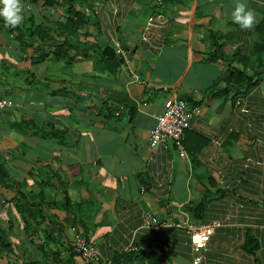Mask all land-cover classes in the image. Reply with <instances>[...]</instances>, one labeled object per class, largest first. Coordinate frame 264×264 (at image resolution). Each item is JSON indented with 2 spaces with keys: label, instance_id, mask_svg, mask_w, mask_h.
Instances as JSON below:
<instances>
[{
  "label": "crops",
  "instance_id": "0c3cea01",
  "mask_svg": "<svg viewBox=\"0 0 264 264\" xmlns=\"http://www.w3.org/2000/svg\"><path fill=\"white\" fill-rule=\"evenodd\" d=\"M62 1L21 0L14 28L0 18V99L11 104L0 109V231L10 245L0 264H83L69 248L77 218L102 257L132 248L141 254L134 264H191L181 231L139 227L144 213L192 222L186 210L205 196L204 222L192 223L220 226L201 264H264V64L250 55V30L231 21L236 0L166 1L154 9L169 19L157 48L141 40L149 0H82L75 8L89 22L74 30L64 27ZM242 2L257 25L264 0ZM211 31L227 35L216 61L208 60ZM227 67L254 76L246 92L225 85ZM236 99L245 113L232 107ZM173 100L200 109L183 134L187 159L169 141L148 146ZM20 194L39 205L38 226L15 211ZM246 237L253 254L242 250ZM160 250L165 260L147 261Z\"/></svg>",
  "mask_w": 264,
  "mask_h": 264
},
{
  "label": "built area",
  "instance_id": "2783aa9c",
  "mask_svg": "<svg viewBox=\"0 0 264 264\" xmlns=\"http://www.w3.org/2000/svg\"><path fill=\"white\" fill-rule=\"evenodd\" d=\"M166 1L172 0H149L146 5L148 10H152L146 18L141 35V40L151 48L161 46L164 42V36L169 26V19L162 13L154 11L159 9ZM95 16H99L98 10L93 11ZM164 31V32H163ZM111 48L123 60L126 59L127 51L121 48V44L115 38L110 37ZM240 99H236L232 105L233 108L239 109L245 113L243 107L239 108ZM11 104L5 99H0V109L9 107ZM200 115V109L196 106H189L184 100L171 101L164 111L156 118L154 127L148 132V146L155 149L165 141H169L178 157L187 159L186 153L182 147L183 134L190 127V122ZM141 190V189H140ZM220 226L219 222L211 221L207 224L196 225L189 221L187 216L180 222L159 221L149 213H144L141 218L140 229L159 231L167 229H177L181 231L186 239L188 254L191 264H201L203 252L214 229ZM70 250L77 256L83 264H109L108 257H102L96 249L89 246L86 238L76 229L71 230ZM133 251L132 248L127 252Z\"/></svg>",
  "mask_w": 264,
  "mask_h": 264
},
{
  "label": "trees",
  "instance_id": "16d2710c",
  "mask_svg": "<svg viewBox=\"0 0 264 264\" xmlns=\"http://www.w3.org/2000/svg\"><path fill=\"white\" fill-rule=\"evenodd\" d=\"M47 1H49L47 3ZM29 3L37 4L39 0H28ZM55 0H45L43 2V6L50 7L53 5ZM68 7L65 11L66 18L64 21V27H68L71 30L81 28L83 25H86L89 22V12L86 11V9L77 10L75 8V3L82 4V0H63ZM249 32V33H248ZM247 34L249 37H252L251 44L249 46V52L250 55L254 57V61L256 63V67H260L261 64H264V16L262 20L254 26L253 29L248 31ZM242 35H244L242 33ZM226 33L218 35L217 32H209L208 33V39L211 42V46L213 47V51L208 54V60L209 61H216L218 59L223 58L222 53V44H220V40L224 37H226ZM219 42V44H218ZM246 47V46H245ZM107 50V49H105ZM236 54H239L237 52ZM237 56V55H236ZM254 76L248 75L243 69H235L234 67H227V70L225 71V76H223L222 81L225 83L226 86H238V87H245V92L249 89L251 86V82ZM237 87V88H238ZM227 90L224 89L222 94H227ZM235 97V95L233 96ZM195 106V105H192ZM132 113V112H131ZM54 132L60 133L61 131L57 129H53ZM183 142V141H182ZM191 160L193 159V156L191 155ZM0 179L3 181L7 180V176L5 174V171L3 169L2 163L0 161ZM8 184V183H7ZM66 199V198H65ZM206 201V196L194 207H189L186 210L187 215L194 223H203L204 217H203V210L204 205ZM32 202L29 200H26L24 195L20 194L16 199L14 203L15 211L20 213L24 212L27 214L28 220L32 221L33 226H38L39 221L41 219L38 209V204H31ZM81 204L75 205L76 209H80ZM72 214L75 212L73 210H69ZM34 213V215H33ZM38 219V220H37ZM76 219V218H75ZM77 221L71 222L72 227L75 228L79 233H81L83 236L85 235L87 228L84 225V223L81 221V219L77 218ZM80 226V227H78ZM32 226L28 223L23 224V228H31ZM185 237V235H184ZM187 242V239L185 237L184 239ZM87 241V240H86ZM9 243L7 242L6 236L3 232L0 231V251L3 253H8L9 251ZM41 247H39V250ZM257 249L256 243L250 238L246 237L244 240V243L242 245V250L247 254H253V252ZM71 251V250H70ZM73 254V253H70ZM74 255V254H73ZM141 256L140 253L130 251V252H124L113 255L111 258H109V264H134L135 262L139 261V257ZM163 256L162 251H159L158 256H153L152 253L146 257L147 261L149 262L152 257L158 258V260L163 261L165 260Z\"/></svg>",
  "mask_w": 264,
  "mask_h": 264
},
{
  "label": "clouds",
  "instance_id": "9594fccd",
  "mask_svg": "<svg viewBox=\"0 0 264 264\" xmlns=\"http://www.w3.org/2000/svg\"><path fill=\"white\" fill-rule=\"evenodd\" d=\"M0 18L7 27L19 26L23 20L21 0H0ZM230 18L241 30H251L256 22L255 12L242 0H236Z\"/></svg>",
  "mask_w": 264,
  "mask_h": 264
},
{
  "label": "rangeland",
  "instance_id": "374dc122",
  "mask_svg": "<svg viewBox=\"0 0 264 264\" xmlns=\"http://www.w3.org/2000/svg\"><path fill=\"white\" fill-rule=\"evenodd\" d=\"M230 30H232V28H230Z\"/></svg>",
  "mask_w": 264,
  "mask_h": 264
}]
</instances>
